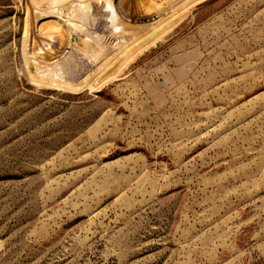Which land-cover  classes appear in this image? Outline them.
Returning a JSON list of instances; mask_svg holds the SVG:
<instances>
[{
    "label": "rangeland",
    "instance_id": "rangeland-1",
    "mask_svg": "<svg viewBox=\"0 0 264 264\" xmlns=\"http://www.w3.org/2000/svg\"><path fill=\"white\" fill-rule=\"evenodd\" d=\"M0 264H264V0H0Z\"/></svg>",
    "mask_w": 264,
    "mask_h": 264
}]
</instances>
